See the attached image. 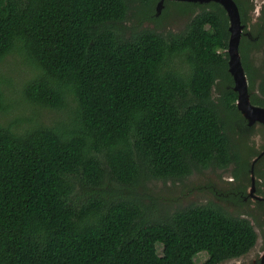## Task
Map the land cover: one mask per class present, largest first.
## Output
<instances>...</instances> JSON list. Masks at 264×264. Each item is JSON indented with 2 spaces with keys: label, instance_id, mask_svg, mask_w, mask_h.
<instances>
[{
  "label": "trees",
  "instance_id": "trees-1",
  "mask_svg": "<svg viewBox=\"0 0 264 264\" xmlns=\"http://www.w3.org/2000/svg\"><path fill=\"white\" fill-rule=\"evenodd\" d=\"M133 1L0 0V264H221L256 245L252 221L216 203L145 201L149 181L240 162L230 123L252 126L221 84L222 5L187 2L200 11L165 35L129 32ZM257 44L244 35L240 54L264 107Z\"/></svg>",
  "mask_w": 264,
  "mask_h": 264
},
{
  "label": "rangeland",
  "instance_id": "rangeland-1",
  "mask_svg": "<svg viewBox=\"0 0 264 264\" xmlns=\"http://www.w3.org/2000/svg\"><path fill=\"white\" fill-rule=\"evenodd\" d=\"M241 1L248 22L243 28L242 37L246 35L251 41L258 42L257 46L250 48V59L253 67L260 70L262 75L264 74V0ZM158 2L159 0L154 5L155 12L139 15L136 9L139 0L133 1L129 19L125 23L129 32L151 29L165 35L179 33L185 30L192 15L200 11L198 6L191 7L188 11L187 2L184 1L165 0L157 13ZM260 26L263 27L261 30H259ZM10 65L12 64L7 63L5 66L3 70L5 73L10 71ZM11 68L13 69V66ZM260 75L257 73L254 84L251 83L252 92L257 90ZM221 84L224 88L232 87L226 81ZM248 84L251 87L250 81ZM217 94L216 90L215 97ZM230 126V134L238 144L240 162L233 163L226 169L209 168L200 172L195 171L183 180L149 181L145 185L149 194H145V201L149 203L154 201L161 210H175L191 204L213 202L233 215L250 219L258 234L256 245L247 254L221 264H264V156L253 163L258 154L264 151V125L257 123L252 127H244L241 121L237 123L231 120ZM138 190L144 192L142 189ZM206 257V253H200L196 261L201 262Z\"/></svg>",
  "mask_w": 264,
  "mask_h": 264
},
{
  "label": "water",
  "instance_id": "water-1",
  "mask_svg": "<svg viewBox=\"0 0 264 264\" xmlns=\"http://www.w3.org/2000/svg\"><path fill=\"white\" fill-rule=\"evenodd\" d=\"M159 0L157 5V13L161 10L163 2ZM184 2H193L206 4L210 2H218L222 5L229 18V31L231 33L229 39L228 53V70L234 80V90L238 93L237 106L242 115L247 119L248 126H253L257 123L264 125V107L255 105L251 101L248 77L245 72L241 54L240 42L243 28L241 11L238 3L235 0H178ZM262 152L258 157H260ZM264 262V258H263Z\"/></svg>",
  "mask_w": 264,
  "mask_h": 264
},
{
  "label": "flooded vegetation",
  "instance_id": "flooded-vegetation-1",
  "mask_svg": "<svg viewBox=\"0 0 264 264\" xmlns=\"http://www.w3.org/2000/svg\"><path fill=\"white\" fill-rule=\"evenodd\" d=\"M232 88H233V86H232ZM250 97H251V94H250ZM262 152H264V151H262ZM262 152H261V153H262ZM261 153H259L258 156H259ZM263 156H264V154H262L260 157H257V158L254 160L253 163L259 161ZM260 198H262V197H260Z\"/></svg>",
  "mask_w": 264,
  "mask_h": 264
}]
</instances>
